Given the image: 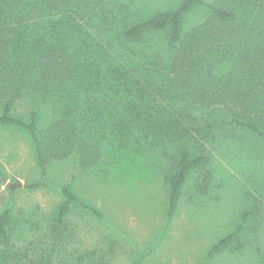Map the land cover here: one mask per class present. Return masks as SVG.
Returning <instances> with one entry per match:
<instances>
[{"label": "trees", "instance_id": "trees-1", "mask_svg": "<svg viewBox=\"0 0 264 264\" xmlns=\"http://www.w3.org/2000/svg\"><path fill=\"white\" fill-rule=\"evenodd\" d=\"M91 4L0 0V125L30 136L42 176L51 163L74 157L83 169L111 163L116 158L105 155L107 148L177 143L167 176L170 219L189 175L208 160L188 139L180 108L220 109L264 141V0H180L124 25L119 45L99 42L87 30L86 17L98 10ZM198 7L207 11L205 19L184 31L185 17ZM153 36L163 38V48H153V39L140 48ZM42 119L47 124L40 127ZM61 193L54 243L45 249L18 245L11 211L0 214V264H64L62 245L75 241L62 228L72 203L103 219L71 183ZM258 209L244 212L237 230L211 253L232 243Z\"/></svg>", "mask_w": 264, "mask_h": 264}, {"label": "rangeland", "instance_id": "rangeland-1", "mask_svg": "<svg viewBox=\"0 0 264 264\" xmlns=\"http://www.w3.org/2000/svg\"><path fill=\"white\" fill-rule=\"evenodd\" d=\"M90 1L98 10L86 17L87 30L99 42L119 45L124 25L171 9L180 0ZM206 15L202 7L193 9L183 30ZM151 39L153 48H163L161 36L147 38L140 48ZM25 107H19L21 114H27ZM182 109L188 139L205 149L208 160L189 175L170 219L167 176L177 159V143L142 141L136 149L107 148L105 155L116 158L111 163L83 169L74 157L51 163L42 176L30 136L0 125V214L11 211L9 229L17 244L45 249L54 243L53 227L64 202L61 188L71 183L104 217L71 204L62 228L64 237L75 241L62 245L64 264H264V141L232 124L220 109ZM46 124L42 119L40 127ZM256 206L258 216L212 254L219 240L237 230L243 213Z\"/></svg>", "mask_w": 264, "mask_h": 264}, {"label": "water", "instance_id": "water-1", "mask_svg": "<svg viewBox=\"0 0 264 264\" xmlns=\"http://www.w3.org/2000/svg\"><path fill=\"white\" fill-rule=\"evenodd\" d=\"M15 187V184H11L10 188L13 189Z\"/></svg>", "mask_w": 264, "mask_h": 264}]
</instances>
